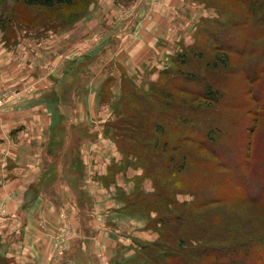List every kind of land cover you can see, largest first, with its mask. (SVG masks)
<instances>
[{
	"label": "rangeland",
	"instance_id": "1",
	"mask_svg": "<svg viewBox=\"0 0 264 264\" xmlns=\"http://www.w3.org/2000/svg\"><path fill=\"white\" fill-rule=\"evenodd\" d=\"M10 1L7 0L8 7L0 6V16L4 19L0 22V114L9 101H23V96L32 93L44 103L52 102L53 110L52 115H48L49 126L45 125V118L42 119L40 135L22 131L27 128L21 124L23 119L21 123L8 120L5 127L0 126V133L5 135L11 128L13 131L8 136L13 144L17 140L23 142L19 156L48 151L50 168L42 166L39 179L30 182V195L38 192L46 199L58 197L57 203H53L62 221L54 237L57 255L61 256L57 264H71L72 243L71 238L67 242V236L75 222L65 212L68 208L78 222L76 242L82 243L83 254L75 252V255L85 256L91 264L128 263L137 248L136 243L141 245L157 237L160 240V223L154 221L159 212L153 209L149 216L128 215L122 210L121 200L127 199L126 192L133 187L134 180L138 182L137 195L148 198L168 195L166 191L161 193V187L156 186L141 167V156L146 160L156 156L141 140L142 127L146 129L150 125L152 135L167 147L166 154L164 150L160 152L159 165L164 172L167 154L170 157L175 149L182 153L193 151L188 169L180 176L181 188L175 194L177 204L222 196L230 202L228 210L237 199L238 206L232 205L243 218L254 215L262 218L264 201L249 206L238 181H241L240 174L245 175L240 167L245 163L249 141L253 160L247 175L254 171L255 174L253 182L245 186L258 195L264 184V176H256L264 175L256 165L259 155L260 165L264 164V111L253 98V94L258 97V89L264 92V83L259 88L254 87L243 70L245 62L252 60L254 54L231 53L228 65L225 58L213 65L217 52L213 40L206 37L213 26L225 32L219 28L222 21L228 24L226 31L231 34L229 20H238L237 15L240 16L238 25H257L261 15L255 17L248 9L250 1L172 0L165 3L150 0V7L142 8L138 4L140 0H73L70 6L54 8L27 7ZM15 8L17 11L12 12ZM260 8L264 10V0H260ZM13 14L17 20H13ZM212 21L216 25H212ZM236 30L235 38H226L239 45L246 36L239 28ZM143 40L148 44L146 50H136L143 45ZM258 44V48L264 50V37ZM196 48L204 51L207 61L193 57L188 64L179 63V54L188 53L190 59ZM261 61L264 64V57ZM60 65H64L61 70ZM180 70L196 73L189 75L194 79L197 75L205 77L203 81L219 91L218 102L210 104L211 99L205 93L208 88L198 86L191 79L185 81ZM161 72L172 74L167 78L170 86L180 85L179 90L170 87L174 93L166 101L171 103L166 110L158 106L163 102L157 97L158 91H151L152 83L158 82V88L164 86ZM129 87L136 89V97L125 94ZM141 97L146 98L147 108H140ZM26 101L29 105L28 99ZM13 104L15 109L21 106ZM131 123L140 129L130 128ZM154 124L162 125L165 131L158 130L156 134ZM18 131L26 132L25 136L18 137ZM210 147L216 152L212 153ZM11 150L16 152L14 147ZM7 151L8 148L0 144L3 177L10 164ZM218 154L223 157L218 158ZM177 159L180 162V158ZM17 165L22 166L21 161ZM225 168L230 172L226 173ZM11 169L14 172V167ZM221 176H226L229 183L217 184ZM44 182L49 184L44 186ZM194 188L199 195L192 192ZM18 196L21 193L14 186L0 192V254L8 264L13 261L6 253L15 250L17 241L16 217L8 215L11 208L17 209L16 205H20L19 201L15 203ZM21 215L25 219L28 210H23ZM33 239L29 237L27 244L18 242L32 250ZM24 248L21 247V254Z\"/></svg>",
	"mask_w": 264,
	"mask_h": 264
},
{
	"label": "trees",
	"instance_id": "2",
	"mask_svg": "<svg viewBox=\"0 0 264 264\" xmlns=\"http://www.w3.org/2000/svg\"><path fill=\"white\" fill-rule=\"evenodd\" d=\"M72 1L73 0H11L10 2H14L15 4L22 3L27 7L42 6L46 8H54L57 5L70 6ZM237 1L239 3H244V0L241 2L240 0ZM248 1H250V7L248 9L252 10V14H254L255 17L261 15L256 21L257 25H238L240 22V16L237 15L238 20H229L231 23L229 27L230 30H232L231 34L226 31L228 29L226 28L228 24L225 21H222V25H219V28L225 30V32L222 30L218 31L219 29H216L213 26V31L206 37H210V39L213 40L214 49L217 52L214 61L215 63L213 65L219 64L224 58L226 59V61H224L225 64L228 65V55L231 53L237 55L254 54L252 60L245 62L243 70L246 72L247 79L251 84H253L254 87L259 88V86L264 83V64L261 63V58L264 57V54L261 52H264V50L258 48L259 40L264 37V10L260 8V0H246V2ZM8 3L7 0H0V6L3 5V8L5 6L8 7ZM13 11H17L16 8L13 9L12 12ZM0 17V22H2L4 19L2 16ZM12 18H14L13 20H17L16 14H13ZM211 23L212 25H216L214 21ZM3 28H5V26ZM236 28H239L241 34H245L246 36L242 39L243 42L239 45L237 42L230 41L233 39L226 38V36H232L235 38L236 34H233V32L238 31ZM205 29L206 26L201 32ZM220 39L222 41H220ZM227 39H229L230 42H228ZM257 50L259 51L257 52ZM193 57L199 60H206V54L204 51L196 48L190 59L188 53H183L182 56L179 54V63L188 64ZM180 73L184 76L183 79L185 81L189 82L188 79H191V81H194L198 86L203 85L208 88L207 90L205 89V93H207L206 97L211 99L210 104L218 102L219 91L212 89L213 87L211 83L204 82L203 79L205 77H199L197 75L194 79V77L189 76L190 74L196 75L194 72H181L180 70ZM170 75L172 74L161 72L160 79L165 82L162 88H158V85H156L158 82L151 84V91H158L157 97L163 100L158 106L164 110L171 106V103H166V101L173 97L174 92L170 90V87L180 89V85L170 86V82L167 80ZM129 88L130 90L125 94L127 96H132L133 94V97H136V89L134 87ZM258 92V97L255 98V95L253 94V98L262 106V111H264V92L259 89ZM204 96L205 94L202 95L203 98ZM141 99L143 101L138 102L140 103V108H147L146 98L144 99L141 97ZM185 104L186 102L184 105ZM149 108L152 109V106H149ZM154 126L157 130L156 134L158 133V130L165 131L162 125L154 124ZM149 127L146 126V129L145 127H142L141 130H143L144 133L141 135V140L145 142V147H148L150 152L154 151L156 156L149 157L147 160L141 156L139 158L142 163L141 167L145 170L144 172L154 180L155 185L161 187V193L166 191L168 195L160 196L162 194H159V196L154 195L152 198H148L141 194L137 195L135 190L136 183L138 182L134 180L133 187L130 188V191L126 192L127 199H121L123 200L122 210L129 213L128 215L133 214L141 217L142 215L144 216V214L149 216L153 209L158 211V218L154 221L160 223L158 229L161 238L160 240H158L159 238L157 237L158 239L156 238L154 240L145 241L141 243V245H138L133 240L138 249H134V255L129 259L128 263L124 264H264V214L262 215V218L257 215L250 218H243L232 205L234 204L238 206L237 199L230 204L232 209L228 210L227 204L229 201L222 196L204 200L195 198L192 201H184L181 204H177L175 194L177 192L179 193L181 188L179 181L180 176L188 169L190 159L193 157V151L190 150V152L182 153L179 151L180 149H175V152H173V154L171 153L172 155H170V157L167 154L166 159H168V164L166 172H164L159 165L161 160L160 152L161 150H164L166 154L167 147H164L165 143H162L156 135H152L151 125ZM130 128L140 129L138 125L136 126L134 123L130 124ZM211 133L212 130L210 131V134ZM246 146L247 153L245 156V163L240 167L245 172V175H239L241 181H238V183L242 188L245 202L249 206H257L261 201H264V184L262 185L261 190H259L258 195L251 193V191L245 186V184L248 185V183L253 182V176L255 174L254 171L247 175L249 171L247 168H249V163L253 160V153L249 141H247ZM210 150L212 153L216 152L214 148L211 149L210 147ZM188 155H190V157ZM217 157H223V155L218 154ZM258 157L259 159L256 165L257 167L260 166L264 171V164L260 165L261 156L259 155ZM177 158H180V162ZM127 164L131 163L127 162ZM229 166L232 168H238L234 165ZM229 166L226 167L231 169ZM126 167L127 166L124 164L123 168ZM257 167L255 166V169H257ZM229 172L230 171L226 169V173ZM256 176L262 178L264 175L256 174ZM247 177L251 179H247ZM115 182H117V179ZM216 183L225 185L229 183V179L226 176H221ZM170 190H173L174 194H171ZM196 190L198 189L194 188L192 192L199 195L200 192ZM228 193L229 192L226 191V194ZM135 240H137V237H135ZM0 264H8L7 259L1 254Z\"/></svg>",
	"mask_w": 264,
	"mask_h": 264
},
{
	"label": "crops",
	"instance_id": "3",
	"mask_svg": "<svg viewBox=\"0 0 264 264\" xmlns=\"http://www.w3.org/2000/svg\"><path fill=\"white\" fill-rule=\"evenodd\" d=\"M171 1L172 0H164L165 3H171ZM148 3H150V0H140L138 2L141 8L143 6L150 7ZM147 46L148 44L143 40V45H139L136 50H146ZM134 52L135 50L133 51V53ZM63 67L64 65H60L59 69L61 70ZM36 97L37 95H34V93H32L23 96V101H9L7 107L4 108L0 114V126L5 127L4 125L6 124V122L11 119H14L13 122H20L23 119V122L20 123L22 125H26L27 128H24L25 130L22 131L32 133L35 132L36 134L40 135L41 132L38 131L39 125H43V118H45V125H50L51 122H48V115H52L53 109L50 108L52 102L44 103L42 102V99H37ZM25 98L28 99L29 105L26 101L27 99ZM15 102L16 105L21 104V106H18L15 109L13 104ZM29 128L31 129L29 130ZM11 131L13 130L10 128L5 135H2V133H0V144H2L4 148H8L7 154L10 155L8 157V159L10 160V164L6 169V176L3 177V172L0 171V192L5 189H11L14 186V189L20 191L21 196L15 198V203L19 201L20 205H16L17 209H15L14 207L11 208L12 212L8 215L9 217H16L15 220L17 221V223L15 225V230H17V239H15L17 241L14 244L15 250H10L6 254L8 257L12 258V264H57L58 262H60L61 256L57 255L54 237L55 233L59 230L62 221H59V216L56 213L53 203H57L58 197L46 199L45 196L39 194L38 192H34L30 195V182L37 181L39 179V174L42 173V166L47 170L50 168L51 164L47 160L48 151L43 150L41 155L40 153L33 152L28 156H19L18 154L22 149L23 142L17 140L16 143L13 144V140L10 136H8ZM22 131H18V137L25 136L24 134H26V132ZM43 137L45 138V136ZM12 147L15 148L16 152L11 150ZM19 161H21L22 166L17 165ZM53 165L55 164L53 163ZM13 167L14 172H12L11 169ZM13 173L14 176H11V174ZM9 174L10 177H8ZM3 180L8 181L4 183ZM118 180L119 179H117L116 183H118ZM16 182H19L18 186L15 185ZM48 184L49 182L43 183L44 186H47ZM27 204H29V206L27 208H24ZM26 209L28 210V215L25 216V219H22L21 212ZM65 212L71 215V217H69L71 218V220L74 219L75 222L72 223L73 230L70 231L69 235L67 236V242L68 239L71 238L70 243H72V248L70 249L71 260L69 261L71 262V264H91L90 260H87L88 258L86 259L85 256H80L78 258L75 255V252L82 253V243L76 242V238L79 236V229L77 227L78 222H76V216L74 217V215L71 214L69 208ZM31 236L34 237L32 241V250L29 247L26 249L22 244H19L18 240H21L25 242V244H27V241ZM21 247L24 248V252L22 254ZM67 259H69V253L67 257L64 258V260L66 261Z\"/></svg>",
	"mask_w": 264,
	"mask_h": 264
}]
</instances>
